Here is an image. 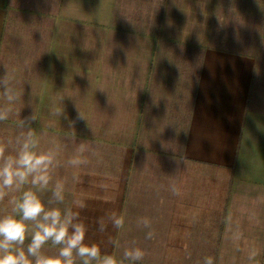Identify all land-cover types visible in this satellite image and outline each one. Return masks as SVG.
<instances>
[{
    "label": "crops",
    "instance_id": "1",
    "mask_svg": "<svg viewBox=\"0 0 264 264\" xmlns=\"http://www.w3.org/2000/svg\"><path fill=\"white\" fill-rule=\"evenodd\" d=\"M6 72L19 99L0 145L31 130L57 152L49 187L85 203V243L119 257L135 242L140 264H264V0H0Z\"/></svg>",
    "mask_w": 264,
    "mask_h": 264
},
{
    "label": "clouds",
    "instance_id": "2",
    "mask_svg": "<svg viewBox=\"0 0 264 264\" xmlns=\"http://www.w3.org/2000/svg\"><path fill=\"white\" fill-rule=\"evenodd\" d=\"M0 88L6 100L0 106V122L7 121L13 111L12 105L19 94L11 86L8 73L0 77ZM63 100V98H62ZM63 115V111H54ZM79 118L85 117L79 112ZM30 120H36L33 114ZM30 126L21 120L20 127ZM12 144L13 141H9ZM15 147L9 151L0 145V200L9 193L18 192L10 201L9 211L0 214V264H140L145 251L133 242L121 256L103 253L97 244L85 243L87 227L80 220L75 208H84L85 203L74 200L72 206L65 203V185L56 180L52 184V171L61 166L57 152L42 150L40 140L31 130L18 135ZM87 161L72 158L68 164L79 167ZM174 194L178 191L173 189ZM43 193H50L42 199ZM109 221L115 229L124 227V220L113 214ZM139 223L149 231L146 239L154 238L151 222L143 218ZM99 230L105 231V222L99 221ZM53 251L48 253L45 246ZM255 253L250 259H253ZM204 264H214L212 257H206Z\"/></svg>",
    "mask_w": 264,
    "mask_h": 264
},
{
    "label": "rangeland",
    "instance_id": "3",
    "mask_svg": "<svg viewBox=\"0 0 264 264\" xmlns=\"http://www.w3.org/2000/svg\"><path fill=\"white\" fill-rule=\"evenodd\" d=\"M245 38H247V37L238 38L237 36H233V37L226 38V39L229 40V41H233L235 44H237L240 40H244ZM214 39L218 40V41L226 40L224 38H214Z\"/></svg>",
    "mask_w": 264,
    "mask_h": 264
}]
</instances>
